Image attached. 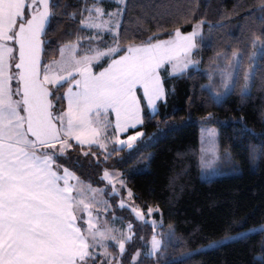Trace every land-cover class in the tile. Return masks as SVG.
<instances>
[{"label":"snow or ice","instance_id":"snow-or-ice-1","mask_svg":"<svg viewBox=\"0 0 264 264\" xmlns=\"http://www.w3.org/2000/svg\"><path fill=\"white\" fill-rule=\"evenodd\" d=\"M113 3L114 8H106L103 0H77L67 11L69 5L59 0H0V264H125L133 224L118 227L114 218L108 219L113 205L107 200L101 219V211L84 195L87 189L100 193L110 186L108 195L121 196L117 202L121 208L129 209L139 221L157 224L152 217L159 206L148 205L145 212L143 205L126 200L125 192L129 197L135 193L127 187L125 171L112 164L125 145L133 149L141 141L143 132L135 129L145 122L146 110L152 117H161L155 121L158 130L161 122H172L167 112L158 113V105L167 103V79L202 62L192 57L201 50L197 41L204 39V21L193 24L190 32L177 27L145 36L129 32L124 25L126 0ZM144 6L158 8L159 4L147 0ZM260 7L264 10V0ZM59 15L78 20L75 39L60 43L59 56L45 62L47 26ZM159 35L168 38L158 39ZM251 39L254 46L264 43L261 37ZM104 60L107 64L96 71ZM209 60L208 83L201 88H207L209 99L219 104L236 84L238 52L233 50L229 56L218 51ZM251 71L244 70L242 96L248 94ZM217 74L223 89L214 87ZM213 116L209 112L202 120ZM205 131L213 146L202 151V161L205 152L218 158L216 133ZM73 153L77 159L95 158L91 163L100 170L98 183L104 187L85 186L65 166L62 161ZM259 230L264 231V225ZM140 239L148 255H157L158 261L165 255L158 252L161 241L155 232L150 240ZM214 245L218 242L209 241L208 246ZM140 251L131 254L128 264H139Z\"/></svg>","mask_w":264,"mask_h":264},{"label":"trees","instance_id":"trees-1","mask_svg":"<svg viewBox=\"0 0 264 264\" xmlns=\"http://www.w3.org/2000/svg\"><path fill=\"white\" fill-rule=\"evenodd\" d=\"M59 2L68 4L67 11H72L71 5L77 0ZM156 2L158 8H149L142 7L147 0H126L128 10L123 19L128 31H140L145 36L177 27L187 31L195 22L204 21V39L200 41L201 50L196 51L202 62L200 68L190 67L183 75L166 80L167 103L159 104L157 111L167 112L172 122H161L158 130L155 121L161 117H152L146 110L145 122L137 127L143 132L141 141L133 149L124 146L112 166L125 171L127 187L135 193L132 197L135 203L143 205L144 210L148 205L159 206L160 212L155 214L161 219L158 231H171L167 249L169 253L180 254L264 222V43L248 94H240L243 70L254 47L251 38L254 35L264 39L261 23L264 10L260 7L262 0ZM77 22L62 15L50 20L44 45L45 62L58 56L60 43L75 39ZM69 31L72 36L67 35ZM48 38H52L51 43ZM222 50L229 56L233 50L238 51L240 66L235 86L217 104L201 85L208 78L203 69L210 68L209 58ZM209 112L214 113L213 118L203 121ZM200 123L213 124L218 129L219 169L223 174L207 180L199 177ZM94 159L83 156L77 159L73 153L71 159L62 162L84 182L104 187L98 183L100 170L91 163ZM110 192V186L103 192L105 200L113 205L107 218L115 214L122 221L130 218L126 207L117 206L118 195L109 196ZM241 220L245 221L243 227H236ZM132 232L134 238L126 244L125 264L137 248H145L140 237L149 239L153 228L148 223H134ZM262 243L264 231L257 230L163 264H264ZM153 263L151 256L139 259V264Z\"/></svg>","mask_w":264,"mask_h":264},{"label":"rangeland","instance_id":"rangeland-1","mask_svg":"<svg viewBox=\"0 0 264 264\" xmlns=\"http://www.w3.org/2000/svg\"><path fill=\"white\" fill-rule=\"evenodd\" d=\"M103 4H104V6L106 8H114L116 6L115 3H113V0H103ZM197 22H199V21H197ZM197 22H195V23H197ZM191 30H192V28L190 30L183 31V32H190ZM201 30H202V33H203V24L201 25ZM84 35H92V33L91 32H85ZM167 38L168 37H166V38H159V39H167ZM104 39L107 40V39H109V37L108 36H105ZM200 41L201 40H198L197 42L200 43ZM87 46H88L87 44L80 45V47H87ZM104 46L105 45H103V44L100 45L101 48H103ZM262 47H263V43H260L258 41L257 44L253 47V49H252V51L250 53V62L244 68V70L245 69H251L252 70L251 73H250L249 83H251V81H252V76H253V71H254L256 59L260 55V53L262 51ZM192 59L193 60L200 61V58L197 55V53H195V55L192 57ZM238 59L240 61L239 52H238ZM216 63H218V62H216ZM224 63H227V62H224L223 61L221 63V66L222 67H223V64ZM106 64H107V60H104L103 63H99V66L96 68V71H99L100 68L104 67ZM239 66H240V62H239ZM190 67H192V68H200V63H198L196 65H190L188 68H190ZM170 68H171V66H169V69ZM203 70L205 71V74L208 77V72L211 69L210 68H207V69L204 68ZM244 70H243V77H244ZM207 83H208V78H207V80H205L203 82L202 85H206ZM214 87L216 89H218V90L219 89H223V87H224L223 82H222L219 74H217L216 77H215V85H214ZM166 88L168 89L167 85H166ZM140 94L142 95V92ZM224 97L225 96H223L222 99ZM206 129H212L216 133L215 138H214V143H215V148H216V153H217V157L218 158H214L211 152H205L204 153V160L202 161V159H201L202 151L203 150H206V149H209V148H211L213 146L212 141H209L207 139V132L205 131ZM135 130L136 131H142V130L137 129V128ZM129 134H131V133L129 132ZM125 147H127V146L125 145ZM198 163H199V177H200L201 180L211 179L213 177H216L218 175L223 174V172L220 171V169H219L218 129H217V126L216 125L209 124V123H200L199 126H198ZM116 170L117 171H120L118 169H116ZM81 181L83 182V184L85 186L86 185H89L88 183L84 182L83 180H81ZM91 187L92 188H101V186H92V185H91ZM84 195L86 197H88L89 200L92 201L95 204L96 210L97 211H101V213H102V209H103L104 201H105L103 192H100V193H92L91 189H87V191L84 193ZM118 197L119 198L117 199V202L121 199V196L118 195ZM124 198L126 200L130 201V202L133 201V198L132 197H129L126 192L124 193ZM96 201H98L99 203H95ZM135 205H138V204L135 203ZM117 206L120 207L119 203H117ZM128 212L130 214V218L125 219L123 221L120 220V215H116V214L113 215L112 217H110L109 219L112 220L114 218V223L118 227L121 224H127L128 222H131L132 224L139 223L141 225L142 224H145V223H148V224H150L152 226L153 233L155 232L157 234V238L161 241V248L158 250V252L165 253L164 256H160L159 257V261H158L157 255H151V257L154 259V263L153 264H160V262H164V261H167V260L180 259V258H183L185 256L190 255L191 253L197 252L199 250H203V249H207V248H212V247L218 246V245H220V244H222L224 242L231 241V240H234V239L238 238V236L235 235L238 232H242V233H245V234L252 233L254 231L248 232L247 230H249V229H255V231H257V230L260 229V227L262 225H264V222H262V223H259L257 225H254V226H251V227H246V228L240 229L237 232H234L232 234H228V235H225L223 237H220V238H217V239L212 240V241H217L218 242V245L208 246V244H209V242H208V243H205V244H203V245H201V246H199L197 248H194L192 250H189V251H186V252H182L180 254H173V253H169V251L167 249V246H168L169 242L171 241V231L169 230L170 233L168 231H163V232H159L158 231V226L161 224V219L160 218H157L156 215H154L152 217L153 220L157 221V224L154 226L150 221H139V220H137L135 218V216L129 211V209H128ZM145 212H146V209H145ZM159 212L160 211H158V213ZM95 214L96 213L94 211V215ZM104 218H105V216L102 213L101 219H104ZM153 233L150 235L149 240H150L151 236L153 235ZM226 236H232L233 239H231V240L224 239V237H226ZM139 249H141V248H139ZM143 255L150 256V255H148V247H145L144 249H141L140 255H139V258L138 259H140Z\"/></svg>","mask_w":264,"mask_h":264},{"label":"crops","instance_id":"crops-1","mask_svg":"<svg viewBox=\"0 0 264 264\" xmlns=\"http://www.w3.org/2000/svg\"><path fill=\"white\" fill-rule=\"evenodd\" d=\"M59 55V54H58ZM57 58V57H56Z\"/></svg>","mask_w":264,"mask_h":264}]
</instances>
